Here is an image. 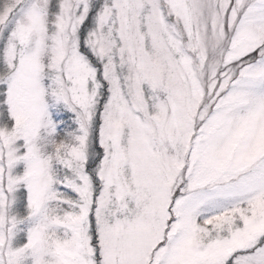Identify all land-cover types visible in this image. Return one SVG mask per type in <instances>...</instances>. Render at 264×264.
<instances>
[{
  "label": "snow or ice",
  "instance_id": "6c2138e0",
  "mask_svg": "<svg viewBox=\"0 0 264 264\" xmlns=\"http://www.w3.org/2000/svg\"><path fill=\"white\" fill-rule=\"evenodd\" d=\"M0 264H264V0H0Z\"/></svg>",
  "mask_w": 264,
  "mask_h": 264
}]
</instances>
